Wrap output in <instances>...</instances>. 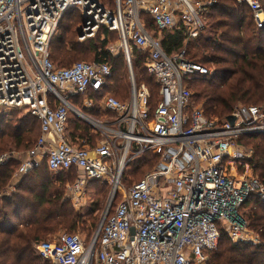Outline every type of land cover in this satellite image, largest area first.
<instances>
[{
	"label": "built area",
	"instance_id": "obj_1",
	"mask_svg": "<svg viewBox=\"0 0 264 264\" xmlns=\"http://www.w3.org/2000/svg\"><path fill=\"white\" fill-rule=\"evenodd\" d=\"M240 1L264 29L261 0ZM73 9L84 17L80 39L95 37L103 27L118 33L129 65L127 102L108 89L114 75L108 62L80 60L58 67L52 61L51 42ZM207 9L203 0H115L113 9L99 0H0V107L25 108L41 126L18 173L45 160L55 173L82 171L78 190L88 180L111 185L112 202L88 242L79 233H61L38 243V255L53 264H211L219 224L233 241L247 239L240 206L251 195L264 198V183L248 173L253 150L239 140L264 133V107L237 106L231 124L227 118H208L195 105L188 81L212 72L188 58L187 46L204 29ZM142 13L153 18L159 34L173 29L179 17L187 32L183 47L167 54ZM133 47L150 52L146 68L159 87L155 107L149 89L136 82ZM84 109L100 111L103 119ZM72 115L101 133L95 145L73 139ZM50 140L53 146L47 148ZM149 151L160 155L159 162L127 189L124 168ZM12 157L2 154L0 166ZM116 195L121 200L110 215Z\"/></svg>",
	"mask_w": 264,
	"mask_h": 264
},
{
	"label": "trees",
	"instance_id": "obj_2",
	"mask_svg": "<svg viewBox=\"0 0 264 264\" xmlns=\"http://www.w3.org/2000/svg\"><path fill=\"white\" fill-rule=\"evenodd\" d=\"M261 2L264 6V0ZM74 11L79 10L73 9L64 15L58 27V35L51 42L52 61L58 67H67L65 65L71 63L73 57L85 56L84 52L89 50L93 56L89 62L106 61L113 69L114 75L108 89L119 99L120 96L125 97L127 86L119 71L121 67L117 64L119 57L111 55L107 49L111 37L119 39L118 33L103 27L97 39H90L87 45L79 43L75 39L76 29H73V22L77 21L73 19ZM142 18L146 28L160 39L167 54H173L183 47L187 32L182 20L173 29L159 34L149 14L142 13ZM205 19V31L202 30L198 37L189 41L187 56L204 65L212 63L216 70L209 77L188 81L195 105L199 104L208 118L219 121L225 120L241 104L264 107V29L257 28L251 8L239 0H215L203 14L204 23ZM121 56L125 62L124 54ZM149 56L147 50L132 48L138 80L149 87L152 94L150 103L155 107L153 96L157 94L159 97V87L146 68ZM84 111L99 118L102 115L95 109ZM27 114L28 117L16 122L1 118L0 154L10 150L11 146L29 151L37 143L41 134L40 122L29 111ZM90 127L80 118L69 124L73 139L87 138L95 145L99 138L91 133ZM259 138L260 142L253 143ZM240 142L255 150L250 159L254 170L257 163H264V133L242 136ZM159 159L160 155L151 151L139 155L129 164L130 173L133 175L140 170H152ZM21 163V159L12 157L0 166V264H52L37 254L36 245L52 240L62 230L69 234L82 231L89 241L96 231V212L101 209L100 201L94 200L87 211L75 210L54 185L53 172L45 160L40 166L17 176L19 182L13 187L12 182ZM79 175L78 170L71 169L58 172L56 177L57 181L66 183L76 180ZM258 178L264 183V166ZM89 182L98 183L103 188L110 187L107 182ZM120 200L121 196L116 195L110 215L115 212ZM242 209L250 215V228L264 240V198L251 195L240 206ZM219 227L220 242L218 248L210 251L211 264H264V244L251 246L236 243L220 224Z\"/></svg>",
	"mask_w": 264,
	"mask_h": 264
},
{
	"label": "rangeland",
	"instance_id": "obj_3",
	"mask_svg": "<svg viewBox=\"0 0 264 264\" xmlns=\"http://www.w3.org/2000/svg\"><path fill=\"white\" fill-rule=\"evenodd\" d=\"M99 1H100L101 4H103L104 6L108 7L109 9L115 8L114 0H99ZM74 13H75V15H74L73 19H77L76 22L75 21L73 22V29H76V32H75L76 41H78L79 43H83V44L87 45L89 43L90 39H92V40L97 39V36H98V34H99L101 29H99L98 33L93 38H86V39H83V40L79 38L80 37V33L82 31L84 17H83L82 12H80V11H74ZM206 22L207 21L205 19V24H206ZM68 23L69 22H66V24H68ZM203 31H205V26H204ZM57 33H58V30H57ZM108 38H109V36H108ZM100 39H101V36H100ZM107 49H108V51L110 52L111 55L116 56V58L119 57L118 60H117L118 61L117 64L120 65V67H121L119 69V71L122 72V76L124 77V82L126 83V86H127L125 97H121L120 96V100L122 99V101L127 102L129 100V98H130V79H129V71H128V66L129 65L127 63L126 57H125V62H123V59H122L123 56H121V55H123L124 53H123V49L121 48L119 39L117 37L116 38L111 37L109 39V41L107 42ZM84 54H85L86 57L84 55H80L79 57H73L71 59V61H70L71 63H69V64H67L65 66H70L71 64H73L74 62L79 61V60L92 61L91 58L93 56H92V53L89 50H86L84 52ZM205 65L209 68V70L212 73L215 72V70H216V68H215L216 66L215 65H213L212 63H207ZM132 67H133V70H134V73H135V78H136L137 84L140 85V86L145 85L149 89V87L146 84H141L139 82V80H138L139 78H138V74H137V71H136L135 64L133 62V58H132ZM150 93H151V91H150ZM151 96H152V94H151ZM157 99H158V95L155 94L153 96V100L156 102ZM260 106H262V105H260ZM27 112H28L27 109H12V108H7V107H0V120H1L2 117L3 118L5 117L6 119L9 120V122H16L20 118L26 117L28 115ZM92 117L97 118V119H103V115H101V118H99L97 116H92ZM71 118H72L71 121H74V120H76L77 117L75 115H72ZM90 131H91V133L97 135V138L101 139V133L99 131H95L92 126L90 127ZM260 141H261V138H259L258 140H254L253 143L260 142ZM239 144L244 149H252L253 150V148H251V146H247V144L245 145L243 142H240V140H239ZM11 147L12 148L10 150L8 149L7 151L3 152L2 154L12 153V155L16 159L17 158L18 159H22L23 158V160L25 159V157L27 155V151H23L21 149L20 150L16 149V148H14V146H11ZM247 151H249V150H247ZM254 151L255 150H253V154H251V156L252 155L254 156ZM2 154H0V156ZM131 159L133 160L134 158H131ZM131 159L128 162V164L126 165V167L124 168L123 173H122V177H121V180H122V182L124 183V185H125V187L127 189L134 182H136L140 178L144 177L146 175V173L151 170L150 169L147 172H145V170H140L139 172H137V173L132 175L130 173V167H128L129 164L132 161ZM257 165L258 166H257V168L255 170H254L253 165H250V170L248 172L249 174H251V175H253L255 177H258L261 174V172L263 170L264 163H257ZM153 167H155V166H153ZM242 172H243L242 169H240V170L238 169V173L239 174H242ZM57 174L58 173H55V172L52 173V179L54 181V185L59 189V191H61L62 197H64L65 200L69 201L70 204L72 205V207L75 210H78L80 212L81 211H83V212L87 211V209L92 205L94 200L98 199L100 201L101 209L96 212V217H97L96 222L97 223H96V227L95 228H97L99 223H100V221H101V218H102V216H103V214H104V212H105V210L107 208V205L109 203V199H110V196H111V185L109 184L110 187L106 186V188H103L102 185L98 186L97 185L98 183H96V184H95V182H93V183L91 182L90 183L89 180H88V181L85 182L84 186L82 188L80 186V190H78L75 187V185L77 183V180L79 178H81L80 175L74 181L71 180V181H67L66 183H63L61 181H57V177H56ZM18 182H19V179H15L12 182V186H15ZM101 190H103V191L101 192ZM260 201H263V200L260 199ZM247 210H248V208H247ZM240 212L242 213V215L244 216V219H245L243 223H244V226L246 227V229L248 231V233L246 234L247 239L245 241H234V242H236V243L242 242V243L249 244V245L251 244V246L264 244V240L260 237V235L257 234L256 231L251 229L250 226H249V221H250L249 216L250 215L248 214V211L246 212V210L242 209V210H240ZM95 228H94V230H96ZM64 232H67V231L66 230H62L59 233H56L54 235V237L57 236L58 234L64 233ZM78 233L81 234L82 237H84L86 239V233H84L82 231H79ZM210 262H211V258H210Z\"/></svg>",
	"mask_w": 264,
	"mask_h": 264
},
{
	"label": "crops",
	"instance_id": "obj_4",
	"mask_svg": "<svg viewBox=\"0 0 264 264\" xmlns=\"http://www.w3.org/2000/svg\"><path fill=\"white\" fill-rule=\"evenodd\" d=\"M210 1H212L213 3L212 4H214L215 3V0H203V2L207 5V7H209L210 5H209V2ZM240 1V0H239ZM176 25H177V23L179 22V20H181L179 17H176ZM53 143H54V140H50L47 144H46V147L47 148H50V147H52L53 146ZM22 161H23V158L21 159ZM79 172V174H80V177L82 178V177H84V174H83V172L82 171H78ZM20 175V173H17L15 176V179L17 178V176H19ZM14 179V180H15ZM14 187V186H13ZM10 193V192H9Z\"/></svg>",
	"mask_w": 264,
	"mask_h": 264
},
{
	"label": "water",
	"instance_id": "obj_5",
	"mask_svg": "<svg viewBox=\"0 0 264 264\" xmlns=\"http://www.w3.org/2000/svg\"><path fill=\"white\" fill-rule=\"evenodd\" d=\"M235 119H236V118H235V116H233V115H229V116L227 117L228 122L231 123V124H234ZM111 202H112V197H110V199H109V204H108V206L111 204Z\"/></svg>",
	"mask_w": 264,
	"mask_h": 264
},
{
	"label": "bare ground",
	"instance_id": "obj_6",
	"mask_svg": "<svg viewBox=\"0 0 264 264\" xmlns=\"http://www.w3.org/2000/svg\"><path fill=\"white\" fill-rule=\"evenodd\" d=\"M121 171H122V168H120L119 174L121 173Z\"/></svg>",
	"mask_w": 264,
	"mask_h": 264
}]
</instances>
